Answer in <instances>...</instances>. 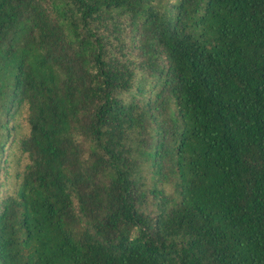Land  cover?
Listing matches in <instances>:
<instances>
[{"label":"trees","instance_id":"obj_1","mask_svg":"<svg viewBox=\"0 0 264 264\" xmlns=\"http://www.w3.org/2000/svg\"><path fill=\"white\" fill-rule=\"evenodd\" d=\"M0 264H264V0H0Z\"/></svg>","mask_w":264,"mask_h":264}]
</instances>
